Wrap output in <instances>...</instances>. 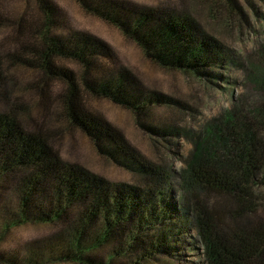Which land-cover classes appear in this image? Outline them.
<instances>
[{"label":"trees","instance_id":"16d2710c","mask_svg":"<svg viewBox=\"0 0 264 264\" xmlns=\"http://www.w3.org/2000/svg\"><path fill=\"white\" fill-rule=\"evenodd\" d=\"M76 1L163 69L204 75L220 55L189 2L182 9H152L118 0ZM210 1V13L214 7L243 12L237 0ZM1 32L0 190L12 188L15 204L9 212L0 210V236L28 221L66 224L43 249L30 251L27 264H93L91 250L128 239V247L108 253L109 263L115 253L130 251L137 258L124 263L143 264L155 254L176 252L185 224L201 244L203 264H264V96L247 107L253 99L245 94L219 124L197 134L195 148L183 156L176 192L170 169L140 159L121 130L86 103L87 96L107 98L139 116L163 99L143 89L126 67H112L107 43L69 28L53 0H24L20 11L0 1ZM16 70L38 78L23 83ZM54 82L62 86L55 96ZM33 92L41 97L45 118L62 128L50 130L34 120L31 105L21 99ZM64 129L81 131L102 155L126 156L139 183L112 184L65 160L55 145Z\"/></svg>","mask_w":264,"mask_h":264},{"label":"rangeland","instance_id":"374dc122","mask_svg":"<svg viewBox=\"0 0 264 264\" xmlns=\"http://www.w3.org/2000/svg\"><path fill=\"white\" fill-rule=\"evenodd\" d=\"M53 1L59 8L60 18L69 28L89 32L111 47L114 56V61L110 62L112 67L115 62L117 67H126L140 80L143 89L163 98L150 104L146 112L139 116L107 98L87 96L86 103L92 112L121 130L127 146L135 149L142 156H138L140 159L170 169L174 186L183 156L195 148L197 134L209 125L219 124L224 114L241 105L245 94L253 99L250 102L247 100V107L264 96V0H237L243 12L233 14L222 7H214L210 13V0H118L135 7L152 9L168 5L182 9V5L188 6L187 2L194 5L195 16L221 49L209 73L204 75L163 69L145 58L139 47L118 28L86 12L76 0ZM23 2L9 0V11L22 10ZM3 34L0 33V39ZM14 45L9 43L10 48ZM65 65L77 69L72 62ZM15 75L23 83L38 78L37 73L24 70H16ZM50 87L54 96L62 88L59 82L52 83ZM21 99L31 105L32 117L38 124L44 123L50 130L62 128L59 122L45 118L40 95L25 93ZM55 139L56 149L68 162L86 167L112 184L139 183L137 171L132 169L135 165L125 161L126 156L115 158L98 153L89 137L81 131L64 129ZM11 189L0 190V210L5 212H9V208L12 209L15 204L9 197ZM175 190L178 192L179 188L175 186ZM179 221L178 226L185 224ZM65 226L63 223L28 221L11 227L0 236V264H27L30 251H37V247L43 249V243L55 239ZM179 236L182 241L176 252L155 254L143 264H203L201 244L190 227L185 224L179 230ZM128 240L130 242L127 241V244L112 241L91 250L90 256L96 258L93 264H125L127 258L131 261L136 259L137 255L133 252L125 251L115 253L114 260L111 263L108 261V253L113 249L128 247L133 242Z\"/></svg>","mask_w":264,"mask_h":264}]
</instances>
